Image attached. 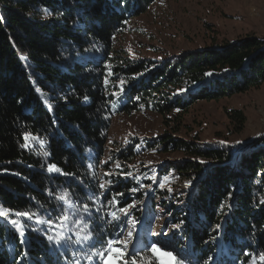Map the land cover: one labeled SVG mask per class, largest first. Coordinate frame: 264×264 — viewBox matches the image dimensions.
<instances>
[{
  "label": "trees",
  "instance_id": "trees-1",
  "mask_svg": "<svg viewBox=\"0 0 264 264\" xmlns=\"http://www.w3.org/2000/svg\"><path fill=\"white\" fill-rule=\"evenodd\" d=\"M155 1L0 0V211L8 213L0 217V264H69L78 250L50 243L37 220L54 223L68 215L86 222L97 238L115 239L123 228L122 238L127 222L118 225L109 213L122 216L118 208L132 203V253L148 252L151 218L163 217L162 226L181 227L156 242L187 264H264V137L234 156L220 141L164 133L141 146L185 158L111 169L112 160L130 162L139 153L128 143L103 160L114 116L181 114L196 100L221 99L264 82V38L252 34L168 60L125 58L115 37ZM227 114L240 132L243 111ZM113 197L117 207L108 204ZM9 218L17 225L6 223ZM99 246L79 250L89 256Z\"/></svg>",
  "mask_w": 264,
  "mask_h": 264
},
{
  "label": "rangeland",
  "instance_id": "rangeland-1",
  "mask_svg": "<svg viewBox=\"0 0 264 264\" xmlns=\"http://www.w3.org/2000/svg\"><path fill=\"white\" fill-rule=\"evenodd\" d=\"M251 34L264 38V0H156L143 14L126 22L122 32L114 39V46L128 59L168 60L233 43ZM230 109H241L245 114L246 120L240 132H235L230 122L227 114ZM164 133L182 138L197 137L206 143L224 142L231 146L232 151H235L234 156H237L252 148L254 140L264 137V82L257 88L221 99L196 100L181 114L175 110L164 117L153 111L140 110L129 115L114 116L108 129L107 153L103 160H109L110 156L128 143L133 144L134 150L139 153L136 152L137 155L130 162L112 160L111 169L117 167V164L119 168H132L161 165L164 161L176 162L185 158L183 152H161L159 147L141 146L144 140H155ZM134 139L142 141L134 143ZM237 141L244 143L237 144ZM174 185L183 188L184 181L176 180ZM163 220V217L151 218L148 228L151 245L156 243L160 247L156 238L170 234L172 225L165 223L162 226ZM37 225L42 226L41 233H45L46 237L62 233L71 236L73 240L77 238L76 233L83 236L88 228L86 222L71 216L68 221L60 220L51 226L48 223ZM128 230L133 232L126 249L129 253L126 259L130 260L136 227L127 223L121 239L127 236ZM70 246L78 250V253L69 264H80V261H84V264H99L95 257L91 261L88 259L95 251L88 256L79 250L84 244L72 243ZM117 255L113 253L109 256L107 264H115ZM137 255L155 259L150 251L142 254L138 252ZM161 259L164 264H174L169 257Z\"/></svg>",
  "mask_w": 264,
  "mask_h": 264
},
{
  "label": "snow or ice",
  "instance_id": "snow-or-ice-1",
  "mask_svg": "<svg viewBox=\"0 0 264 264\" xmlns=\"http://www.w3.org/2000/svg\"><path fill=\"white\" fill-rule=\"evenodd\" d=\"M46 13L51 14L48 10H46ZM207 75H211V73H208ZM24 139L25 140L28 139L27 134L25 135ZM39 142L41 144L44 143V141L42 140ZM221 143H224V142H221ZM243 143H244L243 141H237V144H243ZM24 146L27 147L28 145H24ZM119 167L120 165L117 164V168ZM49 171H55L58 173L61 172V170L56 168L55 166H49ZM61 174H65V173H61ZM122 174L125 176H131V173H122ZM105 175H111V173H105ZM149 179H155V177H149ZM167 179L168 178L166 177L165 180ZM107 184L111 185L112 181L109 180ZM189 185H190V182H187L185 184V187H188ZM99 187L101 189H105L106 185L100 184ZM160 187L161 188L166 187V184L164 181L160 182ZM133 191H136V189H133ZM168 191H173V189L169 187ZM119 195H123V194L121 193ZM58 199L62 202H65V203L67 202V199L65 196H60L58 197ZM119 203L120 201L116 197H113L111 200L108 201V204L111 205L112 207H117ZM261 203H264V201H262ZM135 207H136L135 203L128 204L125 207L118 208V211L122 214V216H118L115 211L110 212L109 215L111 216L112 221L117 222L118 225L120 223L127 222V223H131L134 227L136 224V221L135 219L131 218L130 210ZM84 211L85 212L90 211L87 205H84ZM14 215L23 216L29 220L32 219V214L27 213V212H16L14 213ZM7 216H8V213L0 211V217H7ZM122 217L124 218L123 220H122ZM59 219L62 222H66L69 220V216L62 215L59 217ZM6 223H10L13 226L17 225V221L15 219H10V218L6 220ZM37 223H45V221L38 220ZM46 223H48L51 226L53 222L51 220H48ZM85 227H87V225H85ZM171 227L173 229H179L181 227V224L179 223L174 224ZM217 227L219 228V225H217ZM122 234H123V228L121 229V232H118L115 234V239H108V240L97 238L96 234L91 230L87 231V233L84 234L83 236H81L80 233H76L75 234L77 237L76 240H73L71 236H67L62 233H58L56 236L48 235L46 238L50 243H55L58 246L60 245L70 246L72 243H76V244H89L92 247H96V245L98 244L100 246L97 248V250L94 253H92L91 256L88 257V259L91 261L93 257H95L99 261V264H107L109 256H111L113 253H118L115 264H164V261L161 259V257L171 258L174 264H185L184 259L178 258L172 251L162 250L160 247L157 246L156 243L152 244L150 248H147V251H150L153 253V256L155 259H153V257H148V256H139L135 253L131 254L132 259L130 260L126 259V257L129 256V253L126 251V249L128 248L129 241L133 236V232L131 230H128L127 236L124 239L120 238ZM20 235H24V232L21 231ZM118 245H122V247H117ZM259 259L261 261H264V253L259 255Z\"/></svg>",
  "mask_w": 264,
  "mask_h": 264
}]
</instances>
